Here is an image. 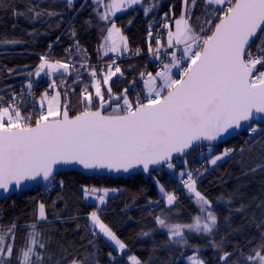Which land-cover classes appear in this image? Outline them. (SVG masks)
Wrapping results in <instances>:
<instances>
[{
  "label": "trees",
  "instance_id": "1",
  "mask_svg": "<svg viewBox=\"0 0 264 264\" xmlns=\"http://www.w3.org/2000/svg\"><path fill=\"white\" fill-rule=\"evenodd\" d=\"M149 7L152 11L146 14L145 9ZM96 8L93 0H73L71 7L67 0H0V97L7 98L10 93L19 95L17 106L21 114H30L35 119L45 111L39 99L45 92L52 95L56 89L62 107L67 103L72 116L84 110L83 90L87 86L93 96L91 107L96 109L95 81L107 66L96 79L90 73L77 78V70L79 74L84 73L82 64H106L117 56L101 55L108 24L99 19ZM30 10L41 15L36 17ZM166 13L167 22L172 26L182 14L186 18L190 14L189 23L196 28L198 23L203 24L211 8L206 10L205 0H196L195 6L191 0L187 6L184 0H143L141 5L112 17L115 24L122 27L129 45V53L118 56L122 60L118 66L123 76L119 74L111 81L113 94H120L142 72H156L159 60L149 57V47L156 46L157 39L165 40L163 22ZM9 40L18 42L7 43ZM137 49L139 54H136ZM44 56L69 62L72 66L69 75L54 78L55 89L49 87L51 81L48 79L43 78L38 84L33 80L35 61ZM164 59L167 58L163 56ZM29 81L31 88L27 86ZM142 83L127 93L131 100L137 96L142 100L145 98ZM106 89L103 87V94L108 99ZM259 127L257 133H250L248 128L242 135L213 147L211 156L205 152L208 147H198L175 161L174 169L163 167L152 172L148 179L142 175L124 179L65 172L19 197L1 201L0 227L17 225L12 264H16V249L25 246L27 233L31 231L28 225L38 220L40 203L45 205L47 221H39L37 230L47 241L51 264H69L73 257L87 259L88 264H131L129 256L132 255L142 264H186L189 256L197 254L205 264H224L220 260L224 252L234 254L229 258V264H245L243 258L264 242L261 240L264 236V126ZM225 149L234 151L216 165L208 163L212 156ZM205 168L207 171H203ZM185 170L203 172L197 180V190L213 202L218 217L213 234L186 232L191 247L170 241L168 230L160 228L155 219L167 216L172 223L184 224L192 222V217L199 214L194 194L188 192L179 176ZM157 180L166 191L176 195L173 205H167ZM59 181H63V186ZM52 185L55 187L51 188ZM85 187L119 188L122 191L108 197L101 205L85 199ZM92 211H98L101 220L128 245L123 253L116 251L98 230L93 234ZM144 232L149 235H142ZM213 242L221 247H214ZM109 253L116 259H111ZM45 264H49L47 255Z\"/></svg>",
  "mask_w": 264,
  "mask_h": 264
},
{
  "label": "snow or ice",
  "instance_id": "2",
  "mask_svg": "<svg viewBox=\"0 0 264 264\" xmlns=\"http://www.w3.org/2000/svg\"><path fill=\"white\" fill-rule=\"evenodd\" d=\"M101 2L95 0L99 19L110 23L104 39V55L108 52L122 55L128 51L127 38L122 35L119 41L113 38L114 34L119 35L120 29L112 17L122 8L141 5L143 0H110L102 12ZM188 2L184 0L186 6ZM191 4L195 6L196 0H191ZM67 5L71 7L73 0H67ZM205 8H211V13L196 28L189 23L191 15L186 18L182 14L175 20L173 30L167 22L168 14H165L163 27L167 29V39L164 43L157 39L155 49L151 45L149 47V51L160 60L159 70L155 75L151 72L140 74L142 78L146 76L143 79L146 89L143 100L139 96L130 100L128 89L115 95L110 87L106 89L108 99L105 100L101 82L107 84L117 73L123 76L118 65L114 71L111 65L107 66V70L96 79L98 106L95 110L91 107L92 93L88 92L87 86L83 90L85 108L72 116L67 103L61 106L59 92L48 100L46 111L35 119L30 114H21L15 97L10 98L7 106L0 97V190L7 192L13 186L19 188L23 182L37 177L44 181L55 180L54 173L63 166L116 172H128L139 167L145 173L153 167L174 169V154L187 155V150L192 149L196 142L217 141L225 134L230 135V130L240 129L242 122L249 124L250 133H257L259 126L256 122L264 120V0H205ZM30 11L36 17L41 15L38 11ZM150 11L151 7L145 9L146 14ZM139 51L137 49L136 54ZM161 53L167 62L161 60ZM41 60L34 73L37 77L45 69L48 76L69 72L68 63L50 61L45 57ZM112 64L115 65L114 60ZM90 74L94 78L97 75L95 69H91ZM55 85L56 80L53 79L49 87L55 89ZM28 87H32L31 81ZM47 96L45 92L41 97L42 108ZM106 104L111 111L105 112ZM233 151L225 149L212 156L208 163L216 165ZM202 175L200 170L179 173L180 177H186L182 184L194 194L199 208V214L192 217V222L180 224L170 222L167 216L155 218L160 228L168 230L170 241L177 245L191 247L186 232L213 234L217 229L218 217L213 210V202L197 190V180ZM59 183L63 186V181ZM156 183L160 185L159 180ZM159 190L167 205H173L177 200L176 195L166 191L163 185ZM100 191L103 194L97 195ZM109 191L107 188L85 187L83 195L85 199L92 197L103 205ZM42 220L47 221V216L45 205L40 203L38 220L28 225L31 231L27 233L25 246L16 249V264H45L46 255L51 264L47 241L37 230ZM90 223L93 234L98 229L119 253L128 248L101 220L98 211L90 213ZM16 228L15 223L8 228L0 227V264H12ZM261 240L264 241V236ZM213 246L221 247L215 242ZM233 255L224 252L220 260L229 264ZM109 257L116 259L112 253ZM243 259L245 264H264V242ZM129 260L131 264H142L135 255L129 256ZM188 260L191 264H205L198 254L189 256ZM69 264H88V261L73 257Z\"/></svg>",
  "mask_w": 264,
  "mask_h": 264
},
{
  "label": "water",
  "instance_id": "3",
  "mask_svg": "<svg viewBox=\"0 0 264 264\" xmlns=\"http://www.w3.org/2000/svg\"><path fill=\"white\" fill-rule=\"evenodd\" d=\"M144 78H142L140 76L137 80L131 81L124 89H128V93H129L131 91V89L136 87L138 84H141L143 82ZM123 90H122V92H123ZM120 94H116V95H120ZM105 100H107V99H105ZM104 110H105V112H108L111 110V108L106 104ZM69 115L71 116L70 112H69ZM256 123L258 124V126H264V120L257 121ZM253 125H256V124H253ZM248 128H249V124L242 122V126L240 129L230 130V133H231L230 135L225 134L222 138L218 139L217 141H212V142L199 141V142H196L192 149L187 150V153L189 154L190 152H192L194 149H196L198 147H205V148L210 147V146L211 147H218V146L225 144L226 142L242 135ZM187 155L174 154L173 163L179 159L186 157ZM162 168L153 167V168H150L148 173H145L143 171V169L139 168V167L135 168V169H130L128 172H123V171L116 172V171H110L108 169L86 170V169H83L81 166H63V167H59L58 172L54 173V175L57 177L61 173L77 172V173H80V174L85 175L87 177H109V178L127 179L129 176L142 175V176H144L145 179H148L151 176L152 172H155V171L160 170ZM46 182H48V181H44L41 177H37L35 180L23 182L19 188H16L15 186H13L7 192L4 190H0V202L1 201H8L11 197H14V196L19 197L22 193H26L28 191H31L34 188L39 187L43 183H46Z\"/></svg>",
  "mask_w": 264,
  "mask_h": 264
},
{
  "label": "rangeland",
  "instance_id": "4",
  "mask_svg": "<svg viewBox=\"0 0 264 264\" xmlns=\"http://www.w3.org/2000/svg\"><path fill=\"white\" fill-rule=\"evenodd\" d=\"M93 1H95V0H93ZM110 2V0H108V1H106V0H102V2H101V4H100V11L102 12L103 10H104V6H105V4H107V3H109ZM135 6H137V5H134V6H132V7H135ZM132 7H127V8H122L121 9V11H119V12H117L116 14H115V16L116 15H120V14H122L123 12H125L126 10H128V9H130V8H132ZM111 15V14H110ZM178 19V18H177ZM176 20V19H175ZM175 20H174V23L173 24H175ZM103 22H105V23H107L108 24V27H110V23L109 22H107V21H103ZM171 25V24H170ZM119 29H120V33H119V35H115L114 34V36H113V38L114 39H117V41H119V36L120 35H122V36H124V37H126L127 38V36H126V34H125V32L123 31V29H122V27H120V26H118V25H116ZM175 28V27H174ZM174 28H173V30H174ZM165 29V28H164ZM106 37H107V35H106ZM105 39V38H104ZM104 39H103V41H102V44H101V55L102 56H108V55H117V56H122V55H124V54H127V53H129V45H128V40H126V43H127V48H128V51L127 52H124L122 55H118L117 53H113V52H108V54L107 55H104V51H105V46H104ZM166 39H167V29H165V40H162V39H160V41H161V43H164V41H166ZM156 48V46H154L152 49H155ZM177 55H180V53L179 52H177ZM47 59H49L50 61H56V60H53V59H50V58H47ZM164 62H167V59H164L163 60ZM42 62V60H36L35 61V63H37L36 64V67H35V70H34V73H35V71L37 70V68H38V65L40 64ZM61 62H65V63H68L69 64V72L68 73H64L63 75H69L71 72H72V66H71V64L69 63V62H66V61H61ZM112 70L114 71L115 70V68L112 66ZM48 70L47 69H45V71L44 72H41V74H40V76L39 77H37V76H35L34 75V78H33V80H34V82H37V84H38V82H39V80H41V79H43V78H45V79H48V80H50L51 82H52V80L55 78V77H57V76H59V75H61V73H53L51 76H48V75H46L45 73L47 72ZM62 71V70H61ZM106 71V70H105ZM105 71H103L102 72V74L105 72ZM157 72V71H156ZM156 72H151L153 75H155V73ZM173 72H174V74H176V72H177V70H173ZM101 74V75H102ZM120 73H117L115 76H113L109 81H108V83L107 84H104L103 82H101V91H102V93H103V87H105V88H108V87H110V85H111V81L113 80V78H115V77H117L118 75H119ZM62 76V75H61ZM95 83H96V81H95ZM142 85H143V83H142ZM27 86H28V84H27ZM143 88H144V86H143ZM144 90H145V92H146V89L144 88ZM56 92H58L56 89L53 91V94L52 95H48L46 98H45V100H44V107H43V109L46 111V108H47V103H48V100L49 99H51V97L52 96H54L55 94H56ZM128 98L131 100V98L128 96ZM59 99H60V103H61V106H62V101H61V96H59ZM40 101H41V98L39 99V104H40ZM92 102H93V96H92ZM40 106H41V104H40ZM258 129H260V127L258 128ZM212 151H213V147H208V149L205 151L209 156H211L212 155ZM222 153V152H221ZM221 153H219V154H221ZM219 154H216V155H219ZM226 158V157H225ZM224 158V159H225ZM223 159V160H224ZM223 160H221V161H223ZM221 161H218L217 162V164L219 163V162H221ZM210 164V163H209ZM211 165V164H210ZM183 179H186V177H183ZM88 202H96V203H99L97 200H95L94 198L92 199V197H89V198H87L86 199ZM167 203V202H166ZM98 230V229H97ZM165 231H167L166 229H164ZM99 231V230H98ZM102 236H103V234L102 233H100ZM109 243H111L112 244V242L111 241H109L105 236H103ZM113 245V244H112ZM129 262L131 263V261L129 260ZM185 263L186 264H191V261H189L188 260V258L185 260Z\"/></svg>",
  "mask_w": 264,
  "mask_h": 264
},
{
  "label": "built area",
  "instance_id": "5",
  "mask_svg": "<svg viewBox=\"0 0 264 264\" xmlns=\"http://www.w3.org/2000/svg\"><path fill=\"white\" fill-rule=\"evenodd\" d=\"M163 53H161V60L163 59ZM45 58H49V57H47V56H44ZM149 57H155V55L153 54V52H150L149 53ZM51 59V58H50ZM115 61V65H113L112 64V61ZM121 58L120 57H118V56H114L113 57V59L111 60V62L110 63H106V64H97V65H92V64H90V63H84V64H82L81 66L84 68V73H81V74H79V77H81V76H83L84 74H87V73H90V70L91 69H95V71L97 72V74L98 73H100L101 72V70L104 68V67H106V66H109V65H111V66H116V65H120V63H121ZM159 66H160V60H159V63L157 64V66H156V71H158L159 70ZM93 79H96L97 78V75H96V77L94 78V77H92ZM48 94L50 95L51 94V92H48ZM12 97H15L16 98V101H17V104L19 103V100H20V97H19V95H17V94H15V93H10V95L6 98H3V102H4V106H7V104L10 102V98H12ZM55 186L54 185H52L51 186V188H54ZM42 189H44V188H42Z\"/></svg>",
  "mask_w": 264,
  "mask_h": 264
},
{
  "label": "crops",
  "instance_id": "6",
  "mask_svg": "<svg viewBox=\"0 0 264 264\" xmlns=\"http://www.w3.org/2000/svg\"><path fill=\"white\" fill-rule=\"evenodd\" d=\"M172 27L174 28V27H175V24H173ZM181 47H182V46H181ZM87 188L91 189V188H94V187H87ZM97 189L103 190V189H105V188H97ZM107 189H109L110 191H109L108 196L105 198V201H106V199H107L108 197L114 196V195H116V194H118V193H120V192L122 191V189H119V188H107ZM111 190H116V191H111ZM102 194H103L102 191H100V192L97 193V195H102ZM92 199H93V198H92Z\"/></svg>",
  "mask_w": 264,
  "mask_h": 264
}]
</instances>
